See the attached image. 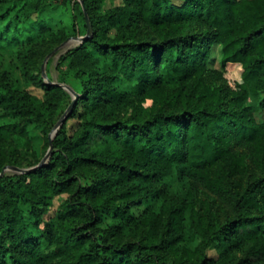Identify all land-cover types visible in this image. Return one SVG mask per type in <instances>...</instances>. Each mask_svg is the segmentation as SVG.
Instances as JSON below:
<instances>
[{"label": "trees", "instance_id": "1", "mask_svg": "<svg viewBox=\"0 0 264 264\" xmlns=\"http://www.w3.org/2000/svg\"><path fill=\"white\" fill-rule=\"evenodd\" d=\"M101 1L82 0L91 32L61 57L78 96L49 159L0 176V264H264V121L244 105L254 95L264 112V0H121L103 13ZM1 3L0 46L45 99L14 87L9 61L0 69V115L17 118L0 125V171L36 165L28 125L48 146L73 101L40 67L66 34L39 18L22 39L56 1Z\"/></svg>", "mask_w": 264, "mask_h": 264}, {"label": "rangeland", "instance_id": "2", "mask_svg": "<svg viewBox=\"0 0 264 264\" xmlns=\"http://www.w3.org/2000/svg\"><path fill=\"white\" fill-rule=\"evenodd\" d=\"M55 10L51 14H43L41 16H38L37 12H32L29 16L28 21L26 22V25L28 28H26V31H24V36L22 39H24L27 35H29V31L34 30L38 27L39 18L48 20V25L52 28V33H61L62 31L66 34V38L57 46H55L44 58L42 61L40 67H41V75L44 78V81L48 84L52 83H61L67 86L70 90H72L74 93V85L75 82L65 75L66 65L64 62H62L61 57L65 55V53L69 50H72L76 47H78L82 42L81 38L88 35V28L86 29L85 23L87 24L86 20V14H85V8L82 0H70L69 2H64V0H50V2L55 3ZM173 3L180 4L181 0H171ZM9 0H2V6H6L8 4ZM122 3L121 0H102L100 2L98 11L99 12H106L107 10L120 5ZM84 13V14H83ZM6 21H2L1 25L5 24ZM66 42V44L60 48H57L60 46L63 42ZM52 53V54H51ZM51 54V55H50ZM212 54V61L210 63V67L219 68L220 67V51L217 48V45H212L211 49ZM50 55V56H49ZM8 66L6 68L9 70V78L17 89L21 91L28 92L30 94L36 95L40 98V100L45 99V93L44 90L25 81L23 76L21 75V72L19 70L18 65L15 61H13V52L9 48V44L3 43L0 46V69H3L5 66V63L8 62ZM118 86H120L123 89L129 90L131 86L133 85L132 82L126 81L124 79L117 81ZM63 88V87H62ZM68 96L73 99V94L68 90L63 88ZM254 95H248V97L244 100V105L248 106L251 109L253 118L258 121L262 122L264 121V112L260 109L256 108V99L254 98ZM68 108L65 109L62 116L66 113ZM61 116V117H62ZM17 118L12 116H1L0 115V125L6 124V123H13L16 122ZM59 121V120H58ZM56 122V125L58 123ZM77 123V119L69 118L67 120V129L68 131H71ZM56 125L50 130L48 134V138L50 134L55 130ZM28 134L30 137V147H25V150L28 153L34 152L36 156L39 159V162L34 165L37 166L40 164L42 159L45 157L49 147L50 142H48V146L46 143L45 135L42 131V128L38 124H29L28 127ZM57 130V129H56ZM56 133V132H55ZM21 146V144H20ZM9 166V165H6ZM31 166V167H34ZM5 167V166H4ZM3 167V168H4ZM31 167H21V168H31ZM2 168V169H3ZM1 172V171H0ZM5 174H22L18 172H14L13 170L8 169ZM166 184L168 185V189L173 191L175 189L180 188L181 184L178 178L175 175L170 176L165 180ZM201 197H203V194H201ZM66 198V194H60L58 196H55L52 201V206L50 207L49 211L45 214L44 217L48 218L52 216L55 213L57 205ZM20 206L26 213V217H29L27 214L28 211V205L24 203V201H20ZM142 207H139L137 211H140ZM113 220L109 218H105L103 220L102 225L105 226L107 224L112 223ZM197 243V239L195 240H183L179 243L180 246H185L192 248ZM210 255H214V252H209Z\"/></svg>", "mask_w": 264, "mask_h": 264}, {"label": "water", "instance_id": "3", "mask_svg": "<svg viewBox=\"0 0 264 264\" xmlns=\"http://www.w3.org/2000/svg\"><path fill=\"white\" fill-rule=\"evenodd\" d=\"M85 14H86V20H87V25H88V35L82 37V38H81V42H83L84 40H86V39L88 38V36H89V34H90V32H91V28H92V27H91L90 20H89V17H88V14L86 13V11H85ZM66 42H67V41L63 42V43H62L60 46H58L57 48H60V47L64 46V45L66 44ZM51 54H52V53H51ZM51 54H50V55H51ZM50 55H49V56H50ZM52 84H57V85L62 86V87L65 88V89H68V90H69L74 96H73V101H72L71 105L68 107V110L66 111V113L64 114V116L58 121L55 130H54V131L50 134V136H49L50 147H49V149H48V151H47L45 157L42 159V161L40 162L39 165L34 166V167H31V168H21V167H18V166H5V167L1 170V172H0V176H1V175H4L5 172H6L8 169L13 170L14 172H18V173H28V172H30L32 169H35V168H37V167H40V166L44 165V164L47 162V160L49 159V157H50V155H51V152H52V138H53V136H54V134H55V132H56V129L59 128V126L61 125V123H62L64 117L66 116V114H68L69 110L73 107V103H74V101L76 100V98H77V96H78L76 93H74L72 90H70V89H69L67 86H65L64 84H61V83H52Z\"/></svg>", "mask_w": 264, "mask_h": 264}]
</instances>
